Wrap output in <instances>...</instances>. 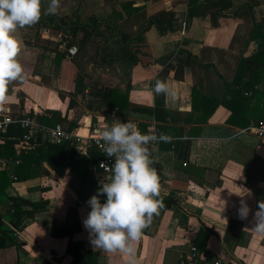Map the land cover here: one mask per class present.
<instances>
[{"label":"crops","instance_id":"0c3cea01","mask_svg":"<svg viewBox=\"0 0 264 264\" xmlns=\"http://www.w3.org/2000/svg\"><path fill=\"white\" fill-rule=\"evenodd\" d=\"M247 1L230 0L231 6L218 18L212 9H205L183 36L188 6L207 5L208 0L177 5L181 28L176 31L164 26L168 10L180 0H60L55 16L67 20L60 30L43 27L44 19L53 15L43 14L48 0H42L40 21L15 33L23 79L8 86L11 100L5 105L13 112H18L20 103L34 115L58 111L77 125L72 132L83 136L100 135L116 118L137 123L144 134L171 137L149 147L155 153L152 167L160 177L159 198L174 203L160 208L135 243V264H181L191 245L219 254L228 264H264V233L251 230L258 205L264 202V140L255 133L264 122V67L254 74L256 90L245 95L246 103L227 92L240 62L259 52L264 33V0L255 8V19L237 16ZM127 2L145 9L133 18L123 15L120 31L133 39L151 18L162 28L152 26L146 31V43L132 46L141 50L137 55L141 61L135 66L111 60L120 53L119 42L107 45L101 38L92 39L78 59V71L85 75L88 88L95 84L117 88L127 109L100 104L91 109L89 89L77 97L69 93V87L62 89V69L55 55L45 48H28L27 43H35L41 34L65 51L78 16L90 22L92 13ZM157 79L165 81L175 95H154L151 89ZM194 90L201 97L197 110ZM70 100L75 101L74 108H69ZM215 103L219 105L212 109ZM60 125L69 126L67 122ZM15 152L16 159L0 157V264H75L74 255H82L80 264H129L124 254L94 250L90 243L83 220L91 210L86 200L94 190L83 184L86 166L66 163L56 170L46 154H30L18 145ZM95 165L88 170L99 187L106 176ZM13 198L27 202L23 211L34 214L24 230L17 228L21 220L14 214ZM100 199L103 203L105 197ZM241 200L250 209L247 219L238 215ZM15 243L20 245L17 252L9 249Z\"/></svg>","mask_w":264,"mask_h":264},{"label":"clouds","instance_id":"9594fccd","mask_svg":"<svg viewBox=\"0 0 264 264\" xmlns=\"http://www.w3.org/2000/svg\"><path fill=\"white\" fill-rule=\"evenodd\" d=\"M59 8L60 0H48L43 14L55 15ZM41 16L42 0H0V110L11 100L8 86L23 79L15 33L34 26ZM151 91L154 95H175L168 84L159 79ZM114 119L115 123L100 133L107 157L114 158L111 175L106 177V182H100L97 193L86 202L91 210L83 225L94 250L122 253L128 257L129 264H135V243L163 206L157 199L161 183L157 170L152 167L154 161L149 145L158 139L170 141L171 137L144 134L133 122ZM102 196L106 197L103 203ZM249 212L248 205L241 200L239 217L247 219ZM251 230L264 233V202L258 205Z\"/></svg>","mask_w":264,"mask_h":264},{"label":"trees","instance_id":"16d2710c","mask_svg":"<svg viewBox=\"0 0 264 264\" xmlns=\"http://www.w3.org/2000/svg\"><path fill=\"white\" fill-rule=\"evenodd\" d=\"M156 2L159 0H155ZM186 0H180V2L174 3V5L168 10L166 14V18L168 21L166 22L167 29H171L172 31L180 30L181 25L179 23L178 18H176L175 9L177 5L185 4ZM260 0H248L244 5V11H240L237 16L241 18V16L249 17L255 19V8L259 6ZM231 6L230 0H208L207 5L202 4H190L188 6L189 12L186 18V23H189L195 17L203 16L204 10H213L216 12L214 15L215 18L221 16V12L223 10L228 9ZM132 10V13L127 12ZM144 7H135L134 3L127 2V3H116L111 6L109 11H99L97 14L92 13L88 19L90 22H82L81 16H78L74 23L72 24L70 30L71 33L68 35L70 39L66 42L65 51L60 50V44L55 42H50L42 39L41 34H39L38 39L35 43H27L28 48H45L49 52H52L55 55L56 62L62 69V78H61V88L65 89L69 87V93L73 96H79L86 92V89H89V93L93 98L89 103V108H94V106L99 105L102 107H109V108H118L119 111H123L127 109L124 100L118 95L119 90L117 88H109V87H100L98 84L91 85L88 88L86 85V77L83 75L78 69L80 68L77 64L78 59L81 58L87 50L90 42L93 38L98 39L101 38L104 43L109 45L111 42H119L120 45V53L115 54L116 56H111L112 59L115 61H122L126 62L131 66H135L140 63V58L137 56L141 50L139 48H132L133 45H140L146 43V31L149 30L152 26L157 28H162L154 18H151L148 27L142 30L135 38H131L129 34L122 32L119 30L118 24L127 16V18H133L136 14L140 13L144 10ZM246 13V14H245ZM126 14V15H125ZM124 15V16H123ZM237 17V18H239ZM67 24V20L64 17L58 16H47L44 19L43 27L47 29H56L60 30L64 28ZM258 32H262V26L257 27ZM262 41L260 45L259 52L250 59H243L240 62V65L237 70V75L232 82L227 92L231 93L236 101L247 102V98L245 97L246 94L253 93L256 88V84L254 81V74L259 71V69L264 67V33H261ZM72 47L78 48V54L72 58V60L68 57V50ZM244 76V80L239 82V78ZM130 85V84H129ZM129 85L127 87H129ZM62 100H65V97L61 96ZM194 98V110H197V101L200 99V95L194 90L193 92ZM98 100V101H97ZM206 101H210L205 99ZM224 103V100H223ZM219 103H215L212 109H216ZM24 103H20L18 107V112H14L15 123L12 124L7 133H5L2 137H0V157H3L6 161L11 159H16L17 154L15 152V145L20 141V139L24 135V130L21 128L20 119L25 117L35 118L36 121L43 126L47 127H56L64 122L68 123L67 131L71 132L74 128H77V125L72 123L68 120V118L63 117L62 114L58 111L53 110H45L42 115H34L33 112H28L23 107ZM76 106L75 101H69V108H74ZM205 108V107H204ZM212 111L208 113L211 115ZM36 116V117H34ZM232 122V120H230ZM64 127V126H63ZM65 128V127H64ZM145 130H142V133H145ZM152 159L155 156V153L152 147H149ZM30 154H46L47 161L49 165L59 170L63 164H70L71 166L78 167L79 165L86 166L85 172L83 174L84 182L83 184L87 187L90 185V189L94 190L95 195L98 190V181H92L91 177L92 174L89 172V167L92 164L98 163V161L105 158V154L98 151L97 149H91L89 151V155H83L77 153L74 148L71 146L69 141H64L61 143H48L47 141L40 140L36 143L33 150L29 152ZM29 156V155H28ZM92 157L93 159H89ZM95 165V166H96ZM20 172V170H19ZM21 173V172H20ZM19 179L24 177H18ZM17 178V179H18ZM93 178V177H92ZM106 199V197H105ZM104 199V201H105ZM162 201V209H168L174 203L173 200H164L159 197ZM103 201V202H104ZM87 202V200H86ZM27 204L22 199L13 198L12 205L14 214L16 217H19L21 220L20 225L17 227L19 230H24L29 224L30 218L33 219V213H29L23 211V205ZM27 221L25 223L24 221ZM34 220V219H33ZM15 243V245L9 247L11 251L17 252L19 244ZM75 256V264L82 263V255H74Z\"/></svg>","mask_w":264,"mask_h":264},{"label":"built area","instance_id":"2783aa9c","mask_svg":"<svg viewBox=\"0 0 264 264\" xmlns=\"http://www.w3.org/2000/svg\"><path fill=\"white\" fill-rule=\"evenodd\" d=\"M189 25L185 22L182 25L181 33L186 35ZM78 54V48L72 47L68 50V57L73 58ZM117 112L114 110L113 114ZM14 112L9 105H4L3 110H0V137L8 132L10 126L15 123ZM114 122L112 121L111 124ZM137 125V123H134ZM21 128L24 130V135L16 144L23 147L26 151L34 149L36 143L40 140L48 143H61L69 141L74 150L83 155L89 154L91 149H97L105 154V158L98 161L96 169L103 176H110V168L114 163V158H108L104 151V144L101 135L83 136L74 132L67 131L62 125L56 127H47L38 124L35 118L25 117L20 119ZM255 133L260 140H264V122H260L255 128ZM155 143L152 142L151 144ZM150 144V145H151ZM106 182V178L104 179ZM181 264H228L224 258L214 252H209L199 249L195 245L190 246L189 252L186 254L184 261Z\"/></svg>","mask_w":264,"mask_h":264}]
</instances>
